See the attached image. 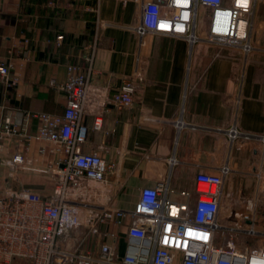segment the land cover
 <instances>
[{
    "label": "crops",
    "instance_id": "obj_1",
    "mask_svg": "<svg viewBox=\"0 0 264 264\" xmlns=\"http://www.w3.org/2000/svg\"><path fill=\"white\" fill-rule=\"evenodd\" d=\"M147 1L0 0V58L17 62L28 57L16 69L17 86H0V122L6 116L16 121L20 112L62 114L65 95L49 81L64 82L70 62L78 60L85 70L87 53L81 48L95 45L89 79L95 101L82 118L87 129L82 151L114 166L108 184L99 189L100 198L128 210L141 188L168 179L170 199L192 206L195 176L228 166L221 214L243 211L244 201L255 193V174L264 176L261 142L242 137L229 142L226 129L235 125L242 134H264V0L255 6L249 38L253 50L247 55L227 50L219 56L214 48L191 46L179 37L139 39L132 27L141 3ZM204 14L200 10L201 34ZM57 34L64 36L59 48L54 45ZM124 79L135 87L132 106L102 107L104 97ZM36 128L37 121L30 120V139L24 144L31 164L20 177L25 187L43 190L47 181L41 170L55 156L50 144L36 138ZM14 146V139L0 142V156L9 157ZM123 247L121 238L119 254Z\"/></svg>",
    "mask_w": 264,
    "mask_h": 264
},
{
    "label": "built area",
    "instance_id": "obj_2",
    "mask_svg": "<svg viewBox=\"0 0 264 264\" xmlns=\"http://www.w3.org/2000/svg\"><path fill=\"white\" fill-rule=\"evenodd\" d=\"M257 1L150 0L141 3L132 30L139 39L160 35L183 38L191 46L202 43L214 48L216 56L235 49L247 55L253 50L249 38ZM200 10L205 11L203 34L198 32ZM63 40V34H57L55 47ZM94 49L81 48L87 53L85 70L78 60L70 62L64 82L49 81L65 95L62 114L20 112L16 121L1 119L0 142L14 139L15 146L9 157L0 156V264H264V176L259 172L254 196L244 201L243 211L229 214L220 210L228 166L195 176L192 206L170 199L168 179L141 188L128 210L100 198L99 189L108 184L114 166L82 151L87 136L82 118L95 101L89 86ZM27 60V55L17 62L0 58V86L15 88L16 69ZM134 95L132 81L124 79L104 97L102 107L127 109ZM3 109L0 104V112ZM30 120L37 121L36 138L50 144L55 156L41 170L47 181L43 190L25 187L20 177L31 164L24 144L30 139ZM226 135L229 142L258 139L264 161V134H242L232 125ZM39 153L45 156L46 151ZM179 195L188 197L186 192Z\"/></svg>",
    "mask_w": 264,
    "mask_h": 264
},
{
    "label": "rangeland",
    "instance_id": "obj_3",
    "mask_svg": "<svg viewBox=\"0 0 264 264\" xmlns=\"http://www.w3.org/2000/svg\"><path fill=\"white\" fill-rule=\"evenodd\" d=\"M249 245H250V246H253V242H252V240L249 242Z\"/></svg>",
    "mask_w": 264,
    "mask_h": 264
}]
</instances>
